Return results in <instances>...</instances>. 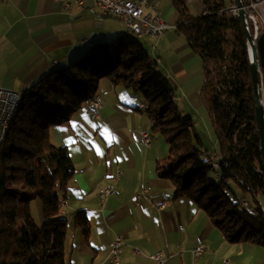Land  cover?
Segmentation results:
<instances>
[{"label":"trees","instance_id":"trees-1","mask_svg":"<svg viewBox=\"0 0 264 264\" xmlns=\"http://www.w3.org/2000/svg\"><path fill=\"white\" fill-rule=\"evenodd\" d=\"M199 1L203 13L192 19L185 0H170L179 14L176 28L203 63L200 99L212 122L218 169L203 151L194 122L174 106L168 79L155 70L138 40L123 35L112 45L95 43L21 94L6 142L0 144V264H65L67 221L56 195L66 192L75 170L66 149L51 143L49 128L87 105L103 79L139 96L150 137L158 134L167 148L156 168L171 184L173 199L194 202L228 242L264 246V162L242 23L230 11L233 0ZM248 25L254 35L253 23ZM211 170L219 174L217 183L208 180ZM229 184L240 196L228 195ZM33 200L42 206L41 225L30 210ZM73 225L88 235L84 211L74 216Z\"/></svg>","mask_w":264,"mask_h":264},{"label":"crops","instance_id":"crops-1","mask_svg":"<svg viewBox=\"0 0 264 264\" xmlns=\"http://www.w3.org/2000/svg\"><path fill=\"white\" fill-rule=\"evenodd\" d=\"M131 1L142 2L143 14L158 3L160 18L169 29L159 38L135 39L144 42L143 49L168 79L184 110H202L203 64L176 28L179 14L170 0ZM185 3L192 19L202 15L199 0ZM123 30L119 19L104 15L91 1L82 5L76 0L0 1V87L22 94L53 66L66 67L95 43L116 40ZM124 92L103 79L95 95L101 99L96 117L85 105L66 122L49 128L51 143L66 149L75 170L66 192L56 195L66 203L60 208L67 221L65 264H157L149 259L157 252L165 255L164 264H264V246L228 242L194 202L173 199L171 184L158 176L156 168L167 148L152 138L150 147L141 143L139 132H149L150 122L138 108L139 96ZM211 144V153L217 151L214 137ZM107 185L115 186L116 194L100 200L98 192ZM79 211L89 220L87 236L73 225ZM32 213L37 223L41 221ZM114 238L123 244L117 258L111 254ZM199 244L205 251L194 258L192 250Z\"/></svg>","mask_w":264,"mask_h":264},{"label":"built area","instance_id":"built-area-1","mask_svg":"<svg viewBox=\"0 0 264 264\" xmlns=\"http://www.w3.org/2000/svg\"><path fill=\"white\" fill-rule=\"evenodd\" d=\"M1 2H7L8 0H0ZM79 5H82L85 1L93 2L96 7H98L104 15H111L119 19L122 25H130V29L133 30L134 36L140 38L153 37L159 38L164 35L169 26L163 22L160 18V12L158 11V3H154L151 6L152 11L149 14H143L141 9L142 2H133L131 0H76ZM243 8L251 15L254 16L257 22H259L264 31V0H246L242 2ZM65 8L69 7L68 1L64 4ZM230 11L233 15L238 17L237 9L234 5L231 6ZM260 87L264 99V77L260 75ZM16 92L12 90L2 89L0 87V134L1 128L6 118V110L9 102L13 100ZM87 106L90 108V114L97 116L98 109L101 108V99L98 96H94L91 101L87 102ZM140 141L147 147V140L151 139L150 133L146 130H141ZM213 158L217 161L219 155L217 151H214ZM121 173L117 172L115 178L118 179ZM116 194L115 186L107 185L102 187L98 196L100 200H105L106 198ZM245 203V202H244ZM66 203L64 201H59V207H64ZM165 205V204H163ZM163 206H160V209ZM123 244L120 238H114L111 245V254L117 258L121 252ZM205 247L203 244H199L196 248L192 250V255L194 258H200L204 253ZM151 261L157 264H164L166 257L162 252H157L149 256ZM224 264H228V261H224Z\"/></svg>","mask_w":264,"mask_h":264},{"label":"water","instance_id":"water-1","mask_svg":"<svg viewBox=\"0 0 264 264\" xmlns=\"http://www.w3.org/2000/svg\"><path fill=\"white\" fill-rule=\"evenodd\" d=\"M241 20L247 43L250 75L255 103V118L259 135V150L264 162V99L260 87L259 76L264 67V34L259 36L257 21L244 8L241 0H233ZM248 21L253 23L254 35H251Z\"/></svg>","mask_w":264,"mask_h":264},{"label":"rangeland","instance_id":"rangeland-1","mask_svg":"<svg viewBox=\"0 0 264 264\" xmlns=\"http://www.w3.org/2000/svg\"><path fill=\"white\" fill-rule=\"evenodd\" d=\"M123 29L125 30L124 27H123ZM124 30H123V35H125L127 37H130L131 39L135 40L131 35L128 34V32H126V30L125 31ZM113 41H115V40L110 41L108 44L109 45H112ZM138 42L141 45H142V43H144L141 40H138ZM201 63H202V61H201ZM69 64L66 67H68ZM153 65L155 67V70H157L158 67H157V65H155L154 62H153ZM171 88H172V90L174 92V97L176 98V99L174 98V101H173L174 106L177 107L179 113L183 117L190 118L194 122L195 128L197 129L198 135H199V137L201 139V142L203 143V151H205L207 153H211V151L213 150V147H212L211 142H212L213 137L215 139V134H214V131H213L212 122H211V119H210L208 110L206 109V107L203 104H202L203 106L201 105L202 110H190V111L184 110L185 107L182 105V102L179 99L178 94L175 92V90H174L173 87H171ZM150 126L148 127L149 132H150ZM152 136H153L152 141H153L154 144H158V145L159 144H164L163 140L161 139V137L158 134H152ZM207 138L210 139V143H209V140ZM166 155H167V152H166ZM166 155L164 156V158L166 157ZM208 180L211 181V182L217 183L219 181V174H218V172H215L214 170H211L209 172V174H208ZM229 186L231 187V190L232 191H228V190H226V191H227L228 195L231 198L233 197L234 194L237 197L240 196L239 192L236 190V187L233 184H229ZM37 202L40 204L39 205L40 206L39 213H37V207H36V203ZM31 204H33L32 205L33 207L30 210H32V211L36 212V214H38V217L37 218L41 217V221L38 220V223H37L38 225H41L43 223L42 222L43 221V212H42L41 203L38 200H33V202ZM33 216L35 217V214L34 213H33Z\"/></svg>","mask_w":264,"mask_h":264},{"label":"bare ground","instance_id":"bare-ground-1","mask_svg":"<svg viewBox=\"0 0 264 264\" xmlns=\"http://www.w3.org/2000/svg\"><path fill=\"white\" fill-rule=\"evenodd\" d=\"M123 27L125 28L126 32H128V34H130L131 36H133L137 39H141L138 36H134L133 30L130 29V25H123ZM123 94L126 96V92H124ZM91 100L92 99L88 100L87 102H89ZM20 105H21V94L19 92H16L15 97L13 98V100L11 102H9L7 110H6V118H5V121H4L3 126L1 128L0 144H3L6 142V139H7L8 134H9L10 125L12 124V121H13ZM138 108H139V110L145 109V107L142 103H139ZM150 145H151V139L147 140V147H150ZM213 156H214V152L210 153L209 159L212 161L213 167L215 169H218V165H216V159L213 158ZM242 204L245 206L244 201H242Z\"/></svg>","mask_w":264,"mask_h":264}]
</instances>
